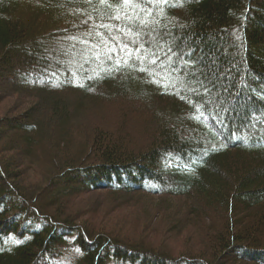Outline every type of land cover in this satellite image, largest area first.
<instances>
[{
	"label": "trees",
	"instance_id": "16d2710c",
	"mask_svg": "<svg viewBox=\"0 0 264 264\" xmlns=\"http://www.w3.org/2000/svg\"><path fill=\"white\" fill-rule=\"evenodd\" d=\"M108 3L0 0V264H264V0ZM98 190L197 249L94 233Z\"/></svg>",
	"mask_w": 264,
	"mask_h": 264
},
{
	"label": "rangeland",
	"instance_id": "374dc122",
	"mask_svg": "<svg viewBox=\"0 0 264 264\" xmlns=\"http://www.w3.org/2000/svg\"><path fill=\"white\" fill-rule=\"evenodd\" d=\"M56 41L54 42H45L43 43V47H41V51L43 54H53L54 57H59L66 55L64 52L58 51L56 47ZM54 46V47H53ZM60 48H63L60 45ZM8 83V82H7ZM6 81L4 79H0V115L6 110H10L14 108L15 110L12 113L21 112L22 109L27 107L30 103H32V99H20L19 96H16L14 92L4 95L5 93L2 91L7 87ZM49 99V98H48ZM19 100V103L16 101ZM132 128V127H131ZM143 128H135L131 129L129 132V138L132 139L135 143L140 144V140H144ZM38 176L31 174L30 181L33 179H37ZM138 196L139 200H136L135 203H119L114 207H107L106 201H101L102 198L106 197L108 201L109 195H105L102 191L95 192H86L80 194L79 197L74 199L72 202L74 206L76 204H80L77 207L94 205L96 208L89 213H84L80 217L77 218V222L87 220V222L92 225V230L94 233H102V234H115V235H125L130 239V241L136 240V237H143L141 240H145L147 243L151 244L153 248H162L168 251L171 255H178L181 252V248L187 243L188 239H192L191 245H193L194 250L197 249L196 245V236L193 237L192 228L189 225L185 227L180 233L173 234L168 233V231H159L156 230L154 225H159L164 221L159 219H151L148 216L150 214H154L156 212L155 209H152V205L147 202V200L151 199L157 201L161 199V195H148V194H136L134 197ZM165 196V195H164ZM162 196L163 198H165ZM169 199L173 202H179L174 196H168ZM168 199V198H166ZM181 201V200H180ZM70 205V207H74ZM92 208V207H91ZM161 214H159V217ZM166 225V223H163ZM162 224V225H163ZM106 232V233H105ZM198 238V236H197ZM199 240V238H198Z\"/></svg>",
	"mask_w": 264,
	"mask_h": 264
},
{
	"label": "snow or ice",
	"instance_id": "6c2138e0",
	"mask_svg": "<svg viewBox=\"0 0 264 264\" xmlns=\"http://www.w3.org/2000/svg\"><path fill=\"white\" fill-rule=\"evenodd\" d=\"M88 2H91V0H88ZM117 4L120 6V7H132L134 6L136 3H137V0H116ZM161 2L163 3H168V0H161ZM99 3L105 5L106 7H110L111 4L108 3V0H99ZM114 19H119V16H116L114 17ZM141 23H144L143 21H141ZM100 27H104V28H108L109 26L108 25H105V24H101ZM129 31H131L129 29ZM138 35V34H137ZM114 39V38H113ZM119 51H122V52H125L127 55H131L130 52H128V45H124L123 48H119L118 49ZM109 51L111 52L112 49H109ZM133 51H138V50H133ZM139 59L143 60L144 58L142 56L138 57ZM155 61H153L154 63ZM120 61H117L116 63V67L117 69L120 67ZM125 64L128 63L127 60L124 61ZM141 71H144V69H141Z\"/></svg>",
	"mask_w": 264,
	"mask_h": 264
}]
</instances>
